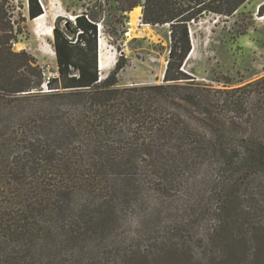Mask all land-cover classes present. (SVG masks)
I'll return each mask as SVG.
<instances>
[{"label":"trees","instance_id":"16d2710c","mask_svg":"<svg viewBox=\"0 0 264 264\" xmlns=\"http://www.w3.org/2000/svg\"><path fill=\"white\" fill-rule=\"evenodd\" d=\"M249 1L117 0L170 34L163 82L126 86L125 55L102 78L98 15L78 13L43 87L0 0V264H264V75L217 88L183 66L193 23Z\"/></svg>","mask_w":264,"mask_h":264},{"label":"rangeland","instance_id":"374dc122","mask_svg":"<svg viewBox=\"0 0 264 264\" xmlns=\"http://www.w3.org/2000/svg\"><path fill=\"white\" fill-rule=\"evenodd\" d=\"M262 1L250 0L233 17L208 14L193 23L190 34L193 47L195 40L197 46L194 47V55L187 57L184 69L217 88L241 86L264 75V16L257 11ZM9 2L14 19L23 27L15 49L26 50L37 58L44 69L45 84L58 74L57 60L47 53L46 41L33 31L32 19L28 16V0ZM42 2L58 15L53 27L59 24L65 28L68 20L74 23L76 14L84 11L97 13L99 42H104L103 60L108 66L102 71L103 77L114 68L123 53L127 66L119 74L120 85L163 82L170 43L168 26L149 24L144 27L145 23L140 20L142 15L139 13L138 18L137 13L134 16L131 12H122L117 0ZM49 43L54 48V36ZM226 77L230 82H224ZM44 84L43 87H47Z\"/></svg>","mask_w":264,"mask_h":264},{"label":"bare ground","instance_id":"6f19581e","mask_svg":"<svg viewBox=\"0 0 264 264\" xmlns=\"http://www.w3.org/2000/svg\"><path fill=\"white\" fill-rule=\"evenodd\" d=\"M47 4V1H46ZM50 6V5H49ZM51 8V7H50ZM48 8L47 5L45 6V13H43L42 15L32 19V25H33V31L38 35L41 36L43 41L45 42V46H46V51L47 53L50 55L51 58H53L54 60L56 59V52L54 50V48L52 47V45L49 43V39H52L54 36V27H53V22L54 19L58 16L53 12V9ZM139 9H134L131 11V13H133V15L135 16L134 13H137L138 18L139 17ZM148 27L149 24H144V27ZM100 70L101 72L103 70H105L108 66L105 64L104 60H103V50H104V42L100 41ZM197 43L196 40L194 41V47L196 48ZM193 50V49H192ZM195 53V49L190 53L189 57H192ZM46 86V85H45Z\"/></svg>","mask_w":264,"mask_h":264},{"label":"water","instance_id":"95a60500","mask_svg":"<svg viewBox=\"0 0 264 264\" xmlns=\"http://www.w3.org/2000/svg\"><path fill=\"white\" fill-rule=\"evenodd\" d=\"M42 2V1H41ZM42 6L44 7V13H45V5H44V3L42 2ZM141 19H142V17H141ZM98 43H99V40H98ZM192 44H193V42H192ZM98 49H99V45H98ZM168 62V61H167ZM98 66H99V69H100V62H99V59H98ZM100 72H101V70H100ZM101 74V77L102 78H105L107 75H105L104 77L102 76V73H100ZM163 78H164V74H163ZM47 86V85H46Z\"/></svg>","mask_w":264,"mask_h":264},{"label":"built area","instance_id":"2783aa9c","mask_svg":"<svg viewBox=\"0 0 264 264\" xmlns=\"http://www.w3.org/2000/svg\"><path fill=\"white\" fill-rule=\"evenodd\" d=\"M140 20H142L141 18H140ZM17 45V42H13V47L15 48V46ZM45 85H47V82L45 83Z\"/></svg>","mask_w":264,"mask_h":264},{"label":"crops","instance_id":"0c3cea01","mask_svg":"<svg viewBox=\"0 0 264 264\" xmlns=\"http://www.w3.org/2000/svg\"><path fill=\"white\" fill-rule=\"evenodd\" d=\"M263 3H264V0L258 5V7H257V11H258L260 5L263 4ZM193 49H194V47H193Z\"/></svg>","mask_w":264,"mask_h":264}]
</instances>
